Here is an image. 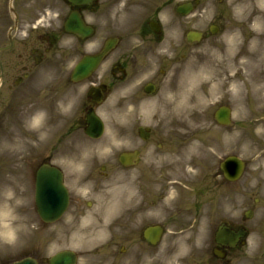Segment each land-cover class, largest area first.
Instances as JSON below:
<instances>
[{"label": "rangeland", "instance_id": "374dc122", "mask_svg": "<svg viewBox=\"0 0 264 264\" xmlns=\"http://www.w3.org/2000/svg\"><path fill=\"white\" fill-rule=\"evenodd\" d=\"M182 0H175L179 2ZM264 4V0H260ZM254 0H201V4L197 10L187 18H184L186 26L198 27L200 29L206 28L207 24L212 20H219L224 24L225 30L218 36H210L209 38L202 40L195 49L191 51V58L187 62L186 69L182 75L181 80L185 84L186 95L188 100L190 94V83L195 78L200 83L206 79V75L211 70L217 72L215 80H213L214 88L210 89L209 85H198L196 90L199 89L202 102L197 103V107L190 112L189 105L186 103L182 112V118L186 125V138H187V150L186 158L183 162L180 172L188 170L187 163L190 160V145L196 144V152L193 158L197 157L195 167H191V174H203L206 176H221L219 175V163L228 154L237 153L241 155L247 161V168L244 176L241 180L233 184L232 186H225L222 184L219 189L218 203L216 209L220 213L218 217L227 218L232 221H241L243 211L246 208L251 207L254 210V215L248 224L255 229L252 240L248 247L247 252L243 250L238 254L235 264H259L261 258H258L257 252L264 240L256 233V230L264 232L260 226L264 225V163L263 161H257L258 149L261 150L264 147V140L252 141L251 136L248 134L251 130V123L248 118V112L250 103L248 100L249 81L248 76L242 77L240 83L242 84V90L238 91L232 81L233 67L238 63L239 55H236V51L230 50V37L236 32L240 33V44L237 52L246 48V43L250 40L251 29V15L250 8ZM211 35V34H210ZM227 79V80H226ZM220 82V83H218ZM236 82V81H235ZM216 85V86H215ZM195 90V92H196ZM195 98V100H196ZM186 100V102H187ZM197 101V100H196ZM219 102H225L233 107L234 122L229 127H220L216 124L213 116V112L220 104ZM148 118V116H145ZM193 124V125H191ZM116 125H118L116 123ZM194 129V130H193ZM45 134V132L43 133ZM106 145L109 148L112 142L111 134L106 136ZM102 146L98 147V154L102 155L98 158V164L104 163L112 165V173L115 176L120 175V168L116 165L112 159L114 156L110 153L103 155L99 151ZM1 148L4 146L1 145ZM0 148V149H1ZM10 149L9 147H7ZM118 150V148H114ZM256 150V151H255ZM21 151V146L18 149V153ZM118 152V151H117ZM9 151H3L0 153L2 158H8ZM95 161V160H94ZM93 159L80 162L79 172L81 167L91 166ZM96 162V161H95ZM100 165V164H99ZM176 165H178L176 163ZM199 165V168H197ZM2 167V169H1ZM0 167V204H6L10 207L9 213L12 215H21L22 211H26V202L29 200L28 190L23 184L20 176L21 172H14L18 165H1ZM177 168L179 166H176ZM201 168V170H200ZM214 172V174H211ZM15 173L11 177V174ZM209 173V174H208ZM218 174V175H217ZM171 180L168 183L169 188L172 189L171 182L173 180L180 181L184 187L190 186L193 188V184L197 183L198 176H171ZM223 181V180H222ZM226 187V188H225ZM177 192L173 191L175 195ZM259 198L260 201L255 203V198ZM29 204V202H28ZM18 205V206H17ZM19 208L21 212L14 211V208ZM23 209V210H22ZM198 219V218H197ZM36 219L33 217V224ZM197 227L189 229L188 235H185V239L180 242L182 244H188L187 249L183 250L182 244L174 245L175 252L182 253L187 252L191 247H202V243L208 240V234L210 229L207 227H200L195 222ZM40 234L42 235V243L45 242V248L42 251V260L40 264H46V259L49 255L57 249L55 241V226L43 225L40 227ZM31 227L27 224L26 232L24 236L16 242H11L7 237L0 235V264L3 262H10L13 259H18L19 256L30 252V250L24 249V244L28 240V236L33 233ZM26 233L28 234L26 236ZM209 242V241H207ZM195 243V244H193ZM201 250V249H200ZM257 257V258H256ZM191 261V260H190ZM161 260L159 261V264ZM164 264H176V259H167L163 261Z\"/></svg>", "mask_w": 264, "mask_h": 264}, {"label": "flooded vegetation", "instance_id": "af4514ba", "mask_svg": "<svg viewBox=\"0 0 264 264\" xmlns=\"http://www.w3.org/2000/svg\"><path fill=\"white\" fill-rule=\"evenodd\" d=\"M6 6L7 0H0V20L7 16L9 22L15 18L9 4L8 11ZM13 11L18 15L16 32L25 34L26 30L27 34V39L21 47L27 50L28 48L40 50L42 72L37 79L35 69L32 68L27 79H21L16 86L6 87L7 99L14 97L23 102L25 108L38 111L37 108L42 107V102L53 104L54 97H57L58 102L63 101L68 105L64 110H69L70 117L74 118L70 124L71 132L84 126V120H81V124L77 119L79 114L86 116L88 107H95L99 111L102 106L89 98H86L85 102L84 98L72 99L77 96L80 83L71 78L74 63V60L71 61L72 58L75 59L85 52H97L108 38L118 37L117 47L92 77L96 78V85L106 84V88L102 91L104 99L109 94L120 91L123 97H126L127 90H132L130 94L132 99H142L149 95L144 90L145 84L156 83L158 76L154 69L156 63L163 65L171 62L169 57L162 53L170 51L174 61L184 45L181 41L179 47H175L172 38L167 36L165 25L162 26L159 34L150 28L147 18L151 17L144 14L143 0H95L89 4H75L68 0H14ZM72 11H78L88 24L94 27L95 33L90 38H79L66 30L65 22ZM154 16L151 19L158 20L157 15ZM34 22L40 23L41 26L37 29L32 28L36 26ZM2 29L3 26L0 30ZM35 54L39 55L37 52ZM9 79L11 80V77ZM80 84H83L84 88H90L86 82ZM157 89L156 94L161 90L159 84ZM119 100L125 99L120 97ZM123 105L124 103L120 102V107ZM62 110L59 108L58 114H61ZM39 142V138L34 142L37 148L35 156L42 158V149H40L42 146ZM38 163H42V160ZM137 177L141 187L138 190L139 196L124 202L121 208L118 234L123 239L128 237L129 225L142 228L149 224L143 213L158 203L156 190L150 187L153 176ZM144 185L147 187H143ZM68 186L71 189L75 185L68 182ZM97 188L98 183H95L94 189ZM70 203L71 217L77 219L85 204L84 200L71 192ZM115 236L116 233H113V237ZM135 257L137 258V255ZM112 264L116 262L113 261Z\"/></svg>", "mask_w": 264, "mask_h": 264}, {"label": "bare ground", "instance_id": "6f19581e", "mask_svg": "<svg viewBox=\"0 0 264 264\" xmlns=\"http://www.w3.org/2000/svg\"><path fill=\"white\" fill-rule=\"evenodd\" d=\"M251 14V38L246 44L245 53L242 51L244 53L243 55H241V52L236 51L239 46V34L236 33L230 38V48L232 51H236V55H239L238 63L233 67V70L236 71L233 75V80H237V82H234L236 89L241 90L242 84L240 81L242 80V76H248V80L250 81V102L252 106L248 115L250 117H256L253 121L256 127L255 134L258 139H264V117H259L260 114L264 113V4L262 1L256 0L253 2L251 5ZM213 74H215V71H210L206 75V79L202 81V84L209 85L211 83L210 87H212L214 84ZM196 82L195 80L191 81V93L188 101L191 108H193V104L197 103L196 100L199 103L202 102L201 96L198 98L195 96L194 91L198 85ZM194 149L195 145L192 144L191 152ZM262 158H264V149L259 152L256 159L261 160ZM9 219H11V215L8 214L7 210L4 209L1 211V220L6 221ZM0 229L2 230V234L11 240L19 238L20 233L23 232L21 227L14 226L12 223L2 224L0 225Z\"/></svg>", "mask_w": 264, "mask_h": 264}, {"label": "water", "instance_id": "95a60500", "mask_svg": "<svg viewBox=\"0 0 264 264\" xmlns=\"http://www.w3.org/2000/svg\"><path fill=\"white\" fill-rule=\"evenodd\" d=\"M42 176H46V175H44V173H42ZM57 257H59V256H57ZM66 260H67V258H66ZM56 261L59 262L60 258H58V260H56ZM54 264H55V262H54Z\"/></svg>", "mask_w": 264, "mask_h": 264}]
</instances>
